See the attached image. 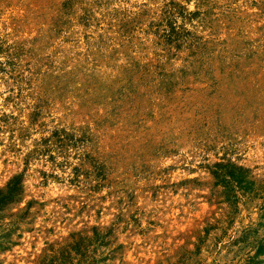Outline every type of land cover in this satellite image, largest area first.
<instances>
[{"label":"rangeland","instance_id":"rangeland-1","mask_svg":"<svg viewBox=\"0 0 264 264\" xmlns=\"http://www.w3.org/2000/svg\"><path fill=\"white\" fill-rule=\"evenodd\" d=\"M93 227L105 264H252L264 0H0V264Z\"/></svg>","mask_w":264,"mask_h":264},{"label":"trees","instance_id":"trees-1","mask_svg":"<svg viewBox=\"0 0 264 264\" xmlns=\"http://www.w3.org/2000/svg\"><path fill=\"white\" fill-rule=\"evenodd\" d=\"M20 188V177L16 176L8 184V196L11 197L12 195L18 193ZM8 237V232L0 235L2 240L7 239ZM90 238L91 240H88L86 243L83 241L86 238L82 239L79 237L78 239L74 240L70 246L71 250H73L72 254L63 250L59 253L58 257L52 255L48 261L45 259V257H42L34 264H105V261L111 259L114 256V252L119 250L121 247V244H117L115 246L113 245L110 246L105 253L102 251L100 254L93 256L90 254L91 249L89 248V246L92 244L91 241L97 243V246H107L113 242L114 239H111L110 237V229H108L106 232H98L96 227H93L92 237ZM255 248L254 254L248 256V260L252 264H257L258 262L256 259L258 255L264 254V239L257 241L255 243ZM93 249L95 251V248Z\"/></svg>","mask_w":264,"mask_h":264}]
</instances>
